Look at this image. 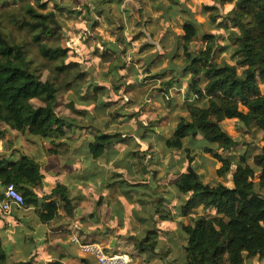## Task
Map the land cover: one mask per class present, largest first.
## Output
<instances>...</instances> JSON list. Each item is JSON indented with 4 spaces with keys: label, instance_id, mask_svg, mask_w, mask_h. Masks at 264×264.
I'll use <instances>...</instances> for the list:
<instances>
[{
    "label": "trees",
    "instance_id": "obj_1",
    "mask_svg": "<svg viewBox=\"0 0 264 264\" xmlns=\"http://www.w3.org/2000/svg\"><path fill=\"white\" fill-rule=\"evenodd\" d=\"M93 1L92 9L86 10L88 16L108 15L111 5L124 3V0ZM150 1L155 11L161 12L159 19L171 33L170 18L179 14L183 19L182 33L174 35L176 44L168 54L164 50L156 52L153 45L146 43L131 53L133 41L122 37L123 25L116 28L114 42L102 44L103 52L97 56L109 63L108 74L114 80L107 88L96 84L88 87L85 98L79 96L78 102L93 103L105 115L111 110L112 117L107 116L103 129L93 123L95 115L90 120L93 124L86 126L57 111L59 92H76L87 83L81 64L69 61L68 48L53 42L62 33L57 13L39 12L37 9L46 10L43 0H15L20 4V16L11 22L18 28L15 34L3 23L4 15L0 12V139L15 131L28 140L42 141V150L50 158L59 159L68 170H76V175L69 174L68 178L77 182L78 190L93 185L94 191L100 193L94 210L83 215L77 206L86 200V192L78 191L77 197L70 198L74 185L55 180L49 182L46 195L41 197L36 188L42 185L45 164L22 151L8 155L0 152V202L5 199V188L12 184L23 198V206L13 207V213L34 210L37 222L53 230L55 226L70 229L74 225L79 239L82 236L87 239L91 232L99 235L101 220L97 210L106 205L102 218L110 227H105L102 235L129 232V240L142 255L149 253L163 261L162 243L171 242L177 233L180 242L178 247L174 242L172 246L181 253L172 264H248L254 258L264 260V95L259 89V82H264V0H234L223 17L228 24L217 25L227 33L239 35V50L232 54L235 65L226 63L222 67L213 64L215 51L221 48L219 37L203 30L190 5L184 0ZM6 2L0 0V8ZM215 19L213 16L212 21ZM198 40L203 46L192 50V44ZM31 47L45 62L42 70L49 73L45 81L29 57ZM156 56L169 58L167 67L150 75L153 80H160L156 100L162 109L169 110L175 105L172 88L185 89L187 116L178 118L167 138L158 135L153 125L145 127L139 113H127L132 101L120 96L121 90L127 92L133 86L125 81V74L133 70L137 75L138 70L141 75L151 74L152 66L163 61L155 62ZM175 59L180 60V65ZM168 73L171 78L165 80ZM71 100L75 113L81 116L85 109L77 110L76 100ZM35 101L39 105L35 106ZM225 121L238 122L247 130L254 124V130L262 133L263 145L253 157V166L249 164L248 152L233 154L242 143L227 133ZM154 143L162 151L161 161L154 157ZM200 152L211 154L220 164L217 175L222 178L229 175L230 186L203 181L192 165L196 156L201 157ZM80 160L84 168L78 165ZM153 163L158 165L156 169ZM162 166H166L165 174L175 176L168 183L174 192L158 190V185L165 183L163 180L158 179L155 184ZM103 190L109 191V199L104 197ZM144 212L146 216L141 215ZM180 216L187 218L188 223L176 222ZM88 223L90 231L83 227ZM128 224L133 228L131 231L124 229ZM172 226L174 229H170ZM99 231L102 232L100 228ZM36 237L42 238L43 234L30 239ZM5 247L0 238V264H5L8 257ZM169 252H164L165 257Z\"/></svg>",
    "mask_w": 264,
    "mask_h": 264
},
{
    "label": "rangeland",
    "instance_id": "obj_2",
    "mask_svg": "<svg viewBox=\"0 0 264 264\" xmlns=\"http://www.w3.org/2000/svg\"><path fill=\"white\" fill-rule=\"evenodd\" d=\"M6 1L7 2L5 6H1L0 8V12L4 15L3 23L8 27L10 26L15 34H18V28L12 26L11 22L16 20V18H19L20 4L19 2H15V0ZM29 1L32 2L33 0ZM184 1L187 5H190L192 7L193 12L195 13L194 17L197 22L203 26V30L219 37L221 48L216 49L213 57V64L216 67H222L226 63L235 65V61L232 60V54L239 50V35L238 33L231 31L227 33L221 28L223 25L228 24L227 20L223 17L231 8L234 0H223L222 3L214 2V0ZM43 2L47 6L46 10H37L43 13L55 11L57 13V19L62 25V33L60 35L61 38H57L56 40H53V42L67 47L70 55L69 61H77L78 63H80L83 71L87 75L86 85L78 88L76 92L74 90L69 91L65 94L59 92L58 95L57 111L59 112V114L76 119L77 121H79L80 125L83 124L88 126L89 124L94 123L95 125H97V127L103 129L104 123L107 120V116L110 115L112 117L111 110H109L105 115L104 112L99 111L93 103H79L78 99H80V97L85 98L88 87L91 88L96 84L100 87L107 88L110 86V84H112V81L114 79H112V75L108 74L109 63L102 62L98 58L97 53L103 52L102 44L104 42L115 41L117 34V31H115L117 30L116 28L122 27V25L125 26V32H123L122 37L130 42L133 41L131 53H134V51H136L141 44L146 43L153 45L156 48V52L164 50L165 53L168 54L176 44L174 35H180L182 33L180 27L183 23V19L179 16V14H174V17L170 18L168 25L170 30L172 31L171 33L167 31L166 25H164L163 21L159 19L161 12L155 11L153 3L150 0H124V3L121 6H119L117 3L111 5V12H109L108 15L103 16H97L96 13H90L89 16L86 14L87 11L89 12V9H92V3H94L93 0H43ZM164 3V5H166L167 2L164 1ZM124 11H127L126 14L123 13ZM213 16L216 17L215 21H212ZM93 22L94 25L91 27ZM217 25L221 27L217 28ZM25 40L26 39L24 38L23 41ZM201 46H203V44L200 40H198L192 44L191 49L197 50ZM29 57L34 61L35 66H37L41 79L44 81L47 80L49 77V73L47 70H42L45 62L37 56L36 49L34 47L30 48ZM130 58L127 59L128 63L130 62ZM158 59H162L163 61L161 62V64H157L156 67L152 66L149 72L151 74L149 75L139 74L140 70H138V75L137 72H134V70L126 73L124 77L125 81L127 83H133V86H130L127 92H122L121 90L120 96H123L125 101H132L131 104L128 105V107L130 108H127V113H139L141 121L143 122V125L145 127H147L148 125H153V129L158 135H161L162 138H167L171 135L178 118L187 116V113L184 112L186 105H184L186 101H184L183 97L185 89L172 88L171 96L175 98V105H173V108L170 107L171 109L168 108L169 110H166L164 108L162 109L160 103L156 100V96L158 94V92L156 91L160 86V80H153L152 78H150V75H153L156 71L162 70L167 67L169 58H159L158 56H156L155 62L158 61ZM175 60L177 65H180V60ZM135 69L137 71L138 68ZM237 71L238 73L241 72L240 69H237ZM106 73L110 76H105ZM170 78L171 74L168 73L165 80H170ZM114 83L117 85L118 82L114 81ZM202 84L203 82L201 83V85ZM259 89L261 94L264 95V82H259ZM71 98L73 100H76L78 106L75 105L74 107L77 110L82 111V109H85L83 110L85 112H81V116L75 113L73 107L71 106ZM86 101L88 100L86 99ZM33 104L35 106L39 105V103L36 101L33 102ZM92 115H95L96 117L95 122L93 121V123L90 121ZM223 126L230 136H232L236 140H240L242 143V145L234 150L233 154L239 155L241 152H248L251 158L249 164L253 166V157L259 152V148L263 145L262 133H258L254 130V124H251V130L245 129L235 121H225L223 122ZM88 131L89 129L86 131V134ZM32 140L33 139L28 140L24 135H20L15 131H9L4 135L2 139H0V152L8 154L9 152L15 153L16 151H22L30 155H35L38 160H41L43 155L44 157H47L43 159V162L45 161V165L43 168V173L45 176L42 185L36 188V191L41 197L46 195L48 191L47 186L52 180H58L59 178V181H63L65 183L68 181V183L72 184L73 181L70 178H67L70 173L67 174V176L59 175V177H57L54 173L55 170H50L51 165H48L49 162L47 161V159H49V156L44 150H42L44 149L42 147L44 143L40 140ZM154 144L155 145L153 147V151L154 153H156L154 157L158 156L159 160L161 161L162 151L156 143ZM137 150L139 149L137 148ZM150 153L152 154V151ZM199 155H201V157L198 158L196 156L192 165L196 168L197 172L202 175L203 181L210 185L220 183L226 186H230L231 183L229 175L225 176L224 178L217 175V169L220 167V164L217 163L212 155L204 154L202 152H200ZM168 159L169 157L167 156L165 160L168 161ZM78 165H81V167L84 168L83 162H81V160L79 161ZM138 165L139 164H137V167H139ZM152 165L153 169H156V167H158L156 163H153ZM162 167L156 174L157 180L155 179V184L157 183L158 179L163 180L165 183H160L158 185V190H168L169 192H174L168 183L172 181L175 176H173V173L165 174L166 166ZM72 170L74 171L75 169ZM73 184L74 187L71 189V193L69 194L70 198L77 197V192L80 191V189L78 190L77 188V182L74 181ZM94 190L95 188L92 185L83 186L80 191L82 193L86 192V200L79 203V205L77 206L78 210L83 215H87L95 208V201L100 196V193H96L97 189L96 192ZM102 192L104 193V197H107L109 194V191L107 190H103ZM107 199L109 198L107 197ZM106 207V205H103L97 210L99 218L101 220L97 228V232L99 235H94L93 232H91V236H88L87 239L83 238L87 236L80 237L81 242L82 240H85V242L93 241L102 245V247H104L106 250L112 251L114 254H125L129 257L130 264H163V262L166 261L167 264H172V261L175 260V258H177L181 253V251L177 250L178 248L172 246V242L176 243L177 247L178 243L180 242V238L176 236L177 233L173 235V240L171 242L164 241L162 243L164 244V246L160 250V254H162L165 258L163 261L158 260L156 256L151 257L149 253L144 255L140 254L134 247L133 241L129 240V232H126L125 234H119V232H115V234L113 233V235L111 236H103L102 233L104 232V228L110 227V225L105 223V218H102L103 212L105 213ZM137 209L140 210V208ZM169 209L172 210L171 213H175L173 205H170ZM29 213L30 211L25 210L23 213H18L17 215L21 217H27L28 215H30ZM141 215L146 216V213L144 212ZM9 216L0 214V218H4L6 220L9 218ZM127 217L129 219L131 217L130 214L127 213ZM180 220H183V223H188L187 218H182L181 216L178 219L176 218V222ZM128 225L129 226H125L124 229L131 231V229L133 228L130 227L131 224ZM5 227V229L12 228V226L10 227L7 225H5ZM45 227L47 228L46 230L49 231V233H45L46 237H42V239L45 240L46 243H51L54 240L58 241L57 243H59L61 240H67L69 242H67L66 248H69L71 251L77 248L76 245L71 243L72 236H76L79 238V235L76 232V226L72 225L70 229H67L65 227L55 229V226L54 230L48 226ZM83 227L85 229H88L89 231L92 230V227L89 223ZM99 228L102 230V232L99 231ZM170 229H174V227L172 226V228ZM0 234H4V232L0 230ZM20 237L21 236L17 232L15 236L17 245L20 244ZM166 237L168 236H165V238ZM5 246L8 256L11 245L7 244ZM166 250H171L172 253L169 252V255L165 257L164 252H166ZM52 251L54 252V250L52 249L49 250L50 255ZM21 255L22 254H16V259L13 260L17 261L15 264H23V262H18V259L21 258ZM5 264H8V257Z\"/></svg>",
    "mask_w": 264,
    "mask_h": 264
},
{
    "label": "crops",
    "instance_id": "obj_3",
    "mask_svg": "<svg viewBox=\"0 0 264 264\" xmlns=\"http://www.w3.org/2000/svg\"><path fill=\"white\" fill-rule=\"evenodd\" d=\"M8 154H10V152ZM45 158L47 157H44V155L41 160H38L36 157V159L41 164H45V161L43 162V159ZM58 160L59 159L55 157H49V159H47V161L49 162L48 165H51L50 170H55L54 173L57 177H59V175L67 176V174L69 173L71 175L76 173V170H72L74 168H72L71 170L64 168L62 164H60L61 161ZM52 165L54 166L53 168ZM57 172L60 174L57 175ZM60 182L65 183L63 181ZM66 183L70 184L68 183V181ZM13 211L14 209H12L11 211L12 215H8L9 218L7 220L0 218V230L4 232V234H0V238L5 245H11L10 251L8 252V264H15L17 262L13 261L16 259V254H22L20 256L21 258L18 259V262H23V264H54L53 262H57L59 264H95L92 258L83 256L79 252L78 248L73 251H71L69 248H66V244L67 242H69L67 240H61L59 243H57L58 241L56 240L52 241L51 243H46V241L40 237H36L34 240H31L30 238L32 236H38L40 232L43 234L44 237H46L45 233H49V231L46 230L47 228L45 227V225H42L37 222L34 211L30 212V215H28L27 217L18 216V213H13ZM0 214H2L1 211ZM4 222L7 223V226H12V228L5 229L6 227ZM17 232L21 236L19 245H17V242L15 240ZM51 249L54 250V252L52 251L50 255L49 250ZM248 264H264V260L254 258L250 260Z\"/></svg>",
    "mask_w": 264,
    "mask_h": 264
},
{
    "label": "built area",
    "instance_id": "obj_4",
    "mask_svg": "<svg viewBox=\"0 0 264 264\" xmlns=\"http://www.w3.org/2000/svg\"><path fill=\"white\" fill-rule=\"evenodd\" d=\"M4 197L5 199L0 202V211L4 215H10L13 207L21 208L23 206V198L12 184L5 188ZM71 243L77 246L83 256L92 258L95 264H130L127 255L114 254L99 243H82L76 236H72Z\"/></svg>",
    "mask_w": 264,
    "mask_h": 264
}]
</instances>
